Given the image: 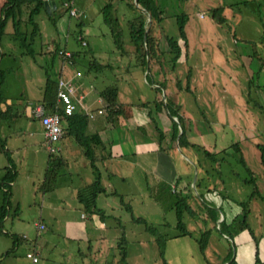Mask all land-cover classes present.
<instances>
[{"label": "rangeland", "instance_id": "1", "mask_svg": "<svg viewBox=\"0 0 264 264\" xmlns=\"http://www.w3.org/2000/svg\"><path fill=\"white\" fill-rule=\"evenodd\" d=\"M110 1L116 7L113 14L119 18L117 26L123 30L126 53L116 45L113 29L104 21L102 8ZM10 2L0 0V19L5 16L4 6L7 4L5 10L10 8L0 34L3 54L0 67L9 72L3 85L5 97L21 99L24 105L41 97L46 74L57 79L62 64L63 55L58 50L57 53L49 50V46L55 49L54 44L58 43L65 49L83 52L80 56L84 63L77 61L80 63L78 69L98 87H115L119 102L145 106L143 104L150 101L154 113L156 101H163L160 104L162 118H157L158 123L147 125L150 138L142 142L135 137L125 140V161L121 162L119 172L112 170L121 182L112 180L113 187H106L109 191L116 189L124 193L123 196L102 195L96 201L97 214H100L99 208H105L107 217L102 228L105 234L106 230L110 234L102 243L103 254L110 250V258L116 254L118 259L126 249L128 264H164L156 238L166 240V251L167 243L170 244L168 240L178 235L184 225L196 238H201L204 231L212 230L214 243L221 240L220 247L223 244L230 246L232 257L237 253L241 256L243 244H248L249 250H260L259 256L264 259V189L257 187L251 202L245 199L247 214L236 218L233 211L239 208L241 213L244 211L232 203L231 197L237 198L219 182L218 174L220 169L230 176L232 169L241 178H248L250 168L256 167L254 153H261L260 147L264 146V0H158L163 18L156 22L155 34L160 40V49L166 53L165 62L161 65L153 61L146 67L135 54L128 26V21L139 16L140 10L131 8L127 0H75V6L84 11L81 17L80 12L79 16H71L61 2L54 14L43 8L37 11V0L16 5ZM216 8L223 9L224 23L214 20ZM144 13L147 21H151L150 13ZM183 16L186 18L188 50L179 33L178 17ZM80 33L87 45L79 39ZM166 36L178 41L182 48V55L174 66ZM95 60L104 67L89 68ZM180 88L186 90L182 104L187 114L192 111L196 116L190 119L180 110L179 134L184 127L187 140L196 147L184 143L181 147L179 135L173 140L176 131L173 119L178 121V118L169 115L166 101L178 104ZM19 116L15 122L0 119V135L6 136L9 142L17 139L20 143L30 142L26 133L38 126L39 120ZM154 149L173 157L176 163H182L181 169L188 173L178 175L172 183H162L154 179L155 174L148 172L147 176L146 171L134 167L138 166V156L151 154ZM205 149L213 156L207 157ZM22 150L26 152L27 147L23 146ZM133 151L138 156L134 157ZM196 157L209 167V182L205 177L206 170H199ZM38 160L36 164L22 160V167L18 165V191L12 187L15 195L21 198L20 218H16L18 225H32L38 217L39 197L49 186L45 184L42 188V157ZM7 163L6 153L0 149V181ZM5 198L0 189V205L4 204ZM180 199H185L187 204L181 207L183 225L178 227ZM13 203L15 206L14 198ZM215 216L221 219L217 220ZM225 217L226 225L223 224ZM136 218L146 219L153 230L146 229L147 225ZM6 240H10L9 235L0 231V250ZM18 257L22 258L23 264H31L22 250L0 264H14ZM249 258H245L246 261ZM101 259L105 261L106 255Z\"/></svg>", "mask_w": 264, "mask_h": 264}, {"label": "crops", "instance_id": "2", "mask_svg": "<svg viewBox=\"0 0 264 264\" xmlns=\"http://www.w3.org/2000/svg\"><path fill=\"white\" fill-rule=\"evenodd\" d=\"M64 1L65 0L60 1L63 6ZM69 1H72L75 6V0ZM59 6L60 4L51 5L50 10L46 7L45 10L50 14H54ZM75 7L77 8L78 13L80 12V16L79 14L78 16L81 17L82 12L84 13V11H82L81 7ZM54 47L55 49L53 46H49V50H54V53H56V50H58V52L61 50L73 52V50L65 49L58 43L57 45L54 44ZM77 60L80 63L84 61L82 58ZM78 64L74 65L73 63L70 65L63 57L61 67L57 75V81H59L61 77H73L75 70H79ZM75 80L80 81V78L77 79L75 77L74 81ZM81 80L84 83L86 98L84 107L78 106V110L76 111H82L84 113L86 110L85 108L91 111H96L98 108L104 107L105 105L100 100V97L101 91L106 87H98L93 80L91 78H87V75L85 76L84 73ZM45 81L46 77L45 80L42 81L41 97L38 100H31L24 105L21 99L15 100L13 98L6 97V103L13 105V111L16 112L17 117L11 119H1V121L7 120L15 122L21 113L22 115L19 116L20 118L27 120L38 119L39 125L36 127L31 126L32 129L27 131V139L31 140L30 142L25 141L24 143H20V140L18 139L16 141L9 142V139L6 136L3 137L0 135V137L4 140V152L6 153L7 151L11 157V160L9 161L7 156L8 163L3 167L4 174L0 181V189H3L5 194L8 193V199L10 200L8 207L9 212L4 218L2 226V233L4 231V234L9 235L10 240H6L7 242L4 243L3 248L0 250V263L7 261V259H9L7 257H11V255L16 254L17 251L22 250L25 252L26 256L28 253L32 252L39 257V260L34 262L27 256V258L30 259L31 264H125V262H122L121 260V253L119 254L118 259L116 254H114L113 259L110 258V250L108 254H103L105 250L102 249V243L109 237L108 235H110L108 233L109 230H106L107 233L105 234L104 229L102 228L105 227L107 217L105 208H99L100 214H97V210L93 208L87 209L84 206L81 196L89 193V186L95 181V167L98 168V172L100 173L102 179V185L105 188V192L103 191L97 196V201L102 195H105L106 197H108V195H113L116 198H121L123 196L124 193L122 194L116 189L109 191L106 185L113 187V181H116V183L121 182V179L117 174L113 175L112 170L119 172L121 162L125 161L127 150H125L126 143L124 142L129 138L131 139V137L137 138L139 142L148 140L150 135L146 130L147 125L153 124L162 118L161 116H163V113H161L160 110L162 107L160 106L159 101H156V112L153 113V110L149 105L150 101H147L146 105L143 104L145 106L135 103H126L131 104L132 107L130 105L127 106L123 114L120 116L109 115L107 113L108 111H106L103 115H97L95 118H89L84 113L88 120L86 134L88 136H95V138L92 139L94 149V166L92 165L91 158L86 155L84 148L75 140L74 137L67 135L65 133L66 131H64L63 137L58 142L60 151L57 154H51L46 149L44 127L41 123L40 115L36 113V108L43 107L41 99L43 97ZM91 85L94 86L93 89L91 88ZM184 92H186V90L182 89L179 93L178 105H180L182 113L192 119L196 115L192 111L187 114V111L182 104ZM0 109L4 111L6 109V104H0ZM64 127L65 122L63 120V128ZM157 127L158 130H160V126L157 125ZM23 146L27 147L26 152L22 150ZM30 154H32V156H29ZM133 154L134 157L138 156L135 151H133ZM50 155H52V158L59 157L60 159L55 160L53 163L52 159H50ZM40 156L42 157V188L50 166L52 167V165H54L55 173L52 176L49 174L51 177L48 183L49 186L45 188V191H43L39 197L40 205L38 208V217L34 218L32 225L31 223L18 225L17 221L19 220H16V218L19 217L21 213V198L16 196L13 190L15 187L17 189L19 184L20 176L18 165L21 164L22 167V160L36 164V162L39 161L38 158ZM254 157L256 167L254 170L250 168L249 177L246 179L241 178L236 170L231 169L232 173L230 176H226L227 174L224 173L223 170L221 172L220 169H218V174L220 176L219 182L226 187L231 196L237 198L233 199L231 197L233 204L236 203V205H238V203L246 202L247 200L245 199L247 198L248 201L250 200L251 202L255 187H262L261 189H264V165L261 160V153L255 152ZM196 159L198 158L196 157ZM138 160V166L135 165V168L144 170V172L146 171L147 176L148 172L155 174L156 178L154 179L162 181V183H172L175 179H177L178 175L188 173V171L186 172L181 169L180 164L182 165V163H176V159L164 154L161 150L154 149L151 151V154H146L145 156L140 155L138 156ZM10 163L13 165V168L17 170L16 178L14 181H10L9 184H4L3 180L7 172L6 167L10 166ZM198 163L200 164L198 166L200 171H203L204 169L206 170L204 173L205 177L207 176V181L209 182V174H211L209 167L206 166V163L203 165L199 159ZM184 165L185 163L183 162V166ZM62 177H65V180H62ZM105 178L109 180L108 183H106L108 180L106 179L105 181ZM248 186H250V189L247 188ZM127 193L128 192H125V194ZM151 194L153 195V192ZM3 203H5V201ZM2 205L3 204L0 206ZM94 215H98L99 218H95ZM242 215L243 212L241 213L240 208L239 210L237 209L233 211V216L236 218H239ZM220 219L221 217H219L218 220ZM10 222L11 224H9ZM211 222H214L213 219ZM38 223L44 224V228H40ZM6 225H8L10 229H8ZM115 230H118L117 226H115ZM210 233L211 234L204 252H202L201 246L198 242L200 238H196L192 235L179 234L171 236V240H168L170 244L168 245L167 243L165 251L166 263L229 264L230 261H232L229 260L231 256V247H227V245L224 244L220 247L221 240L214 243L213 239L215 236H213L212 230H210ZM13 235L16 237H13ZM122 235L124 236V233ZM119 236L118 238L120 239ZM226 239L229 241L228 238ZM238 245L239 244L237 243L236 247ZM247 245L248 244H243L244 247L242 249L243 253L241 256L237 253L236 257H232L237 260V264H264V259H261L259 256L260 250H249V248L246 247ZM105 255L107 259L104 261L101 258ZM18 258L19 260L15 258L13 263L23 264L22 258ZM245 258H249V260L246 261Z\"/></svg>", "mask_w": 264, "mask_h": 264}, {"label": "trees", "instance_id": "3", "mask_svg": "<svg viewBox=\"0 0 264 264\" xmlns=\"http://www.w3.org/2000/svg\"><path fill=\"white\" fill-rule=\"evenodd\" d=\"M25 1H29V0H11L10 3L16 5L17 3L25 2ZM37 1H38L37 11H39L42 8L45 9V5H44L45 0H37ZM127 3L129 4L131 8L138 9V7L135 4V0H127ZM139 3L141 7L145 8L150 13L152 20L148 22L145 13L140 11L139 16H137L136 18H132L128 21L130 39H131V42H133L135 46V54L141 60L142 65L145 67L147 63H152L153 61H156L161 65H164L166 53L164 50L160 49L159 47L160 40L155 34V24L156 22L159 23L163 18L162 10L160 8L159 2L158 0H139ZM6 6L7 4L4 6V9H3L5 12L4 19L3 18L0 19V34L2 32L4 23L10 11V8L5 10ZM114 9H116V7L112 1L108 2L102 8V12L104 15V21L112 27L113 34H114V41L116 45L120 49L124 50V52L126 53L125 48H124V41H123V30L119 26H117V24L119 23V18L113 14ZM222 11H223L222 8H216L213 11V18L219 23H224L226 20V18L222 14ZM185 23H186V18L184 16L178 17L179 33L181 37L184 39V45H185L186 50H188V40H187L186 31H185ZM80 35L82 34L80 33ZM166 39L168 41L170 51L172 53L171 60L173 61V66H174L176 65L175 63H177V61L180 59L182 55V48L178 44V41H175V39L169 36L168 37L166 36ZM72 53L74 56V65H76L78 64L77 59L81 58L80 55H84V53L80 51H73ZM2 57H3V54L0 51V59ZM81 63H84V61H82ZM103 67H104V64H102L98 60L91 61V63L89 64V68H93V69L94 68L100 69ZM150 72L151 70L149 71V73ZM8 73L9 72L7 70L2 69L0 67V104L2 103L6 104V109L4 111L0 109V119H11V118L17 117L16 112L13 111V105L6 103L7 100L3 92V85L5 84L7 80ZM180 89L182 90L183 88H180ZM187 90H189L188 86H187ZM57 94H58V81L56 78L52 77V75L47 73L44 90H43V97L41 99V103L43 104V107L46 113H53L57 111V106H58ZM101 95L108 101L109 115L120 116L123 114L126 107L128 105H131V104H126L124 102L118 101L116 88L113 86H107L105 89L101 91ZM166 102H167L166 108L169 111L168 112L169 115L178 118V121L173 119V121L175 122V130H176V131L174 130L175 133L173 136H174V140H176L179 135V127L177 123H180V124L182 123L181 117H180L181 107L180 105L176 103H175L176 105H174V102H170L168 99ZM144 104L146 105L147 103H144ZM160 104L162 105L163 101L160 102ZM61 112L63 114L62 110ZM63 120L65 122V127H64V131H66L65 133L75 138V140L84 148L86 155L91 158L92 165L95 166L93 162L94 149L92 145V139H94L95 136H88L86 134V127L88 124L86 115L82 111H76L72 115L63 114ZM182 128H183V134L178 140V143L180 144V146L182 147L184 143L186 146L196 147L195 146L196 144L191 143L189 140H187L186 131L184 127ZM3 141L4 140L0 137V149L5 151V145ZM260 150H261V160L264 165V146H261ZM204 152H205V155L209 158L210 156H213L211 155V152H209L206 149L204 150ZM6 154L10 161L11 157L7 151H6ZM51 156L52 155H50V159H52L53 163L55 160L60 159L59 157L52 158ZM213 160H214V157H213ZM242 160L244 161V156H242ZM6 169H7V172L4 176L3 183L9 184L10 181H14V179L16 178L17 170L13 168V165L11 163H10V166L6 167ZM95 171H96L95 181L89 186V193L83 194L81 196V200L87 209L93 208L97 210V205H96L97 196L101 192L103 191L105 192V188L102 185V179H101L100 173L98 172V168L95 167ZM54 173H55V167L54 165H52V167L50 166L48 168V175L46 177V180L44 181V185L45 184L48 185L51 179L50 176H52ZM256 188L257 187H255V190ZM255 190L253 192V195L255 193ZM5 195H6L5 203L2 206H0V231L3 230V227H2L3 220L9 212L8 207L10 204V200L8 199V193H6ZM247 203L248 202L238 203V205L244 211L243 217H245V215L247 214ZM178 204L179 205H178L177 217H178L179 222L177 224H178V227H181L183 225V221H182L183 210L181 207L186 206L185 204H187V201L185 199L183 200L180 199L178 201ZM187 207H189V205ZM215 219L218 220L219 217L217 218V216H215ZM136 220L145 223L147 225L146 229L150 231L153 230L154 227L148 225V223L146 222V219L136 218ZM223 224L225 225L227 224V219L224 220ZM221 230H223L222 227H221ZM210 234H211L210 230H206L203 232L202 234L203 236L198 240L201 246L202 252H204L206 249ZM179 235H192V233L187 228H184V225H183L182 231L179 233ZM13 237H16V236L13 235ZM156 241L160 246V256L162 257L164 264H167L165 260V251H164V244L166 243V240H164V238H156ZM121 254H122V259H121L122 262H125V264H128L126 260L127 254H128L127 250L124 249ZM229 260H232L230 261L229 264H237L236 259L235 258L233 259L232 255L230 256Z\"/></svg>", "mask_w": 264, "mask_h": 264}, {"label": "built area", "instance_id": "4", "mask_svg": "<svg viewBox=\"0 0 264 264\" xmlns=\"http://www.w3.org/2000/svg\"><path fill=\"white\" fill-rule=\"evenodd\" d=\"M71 16L78 15L77 8L73 5L72 1L66 0L63 2ZM79 39L82 40V44L86 45L87 42L83 40L82 35H79ZM60 53L64 59L72 65L74 63V56L71 51L61 50ZM83 72L81 70H75L73 77L65 78L61 77L58 81V106L57 111L53 113H46L43 107L36 108V113L41 117V123L44 127L45 132V145L46 149L51 154H57L60 151L58 142L64 134L63 128V114L72 115L78 110V106L84 107L86 98V92L84 91V83L81 78ZM79 79L74 81V78ZM93 89L94 86L91 85ZM100 100L104 103V107L98 108L96 111H91L85 108V114L89 118H95L97 115H103L107 111L108 101L101 95ZM63 111V114L61 112ZM80 110V109H79ZM40 228H44V224L38 223ZM34 262L39 260V257L34 253L30 252L27 254Z\"/></svg>", "mask_w": 264, "mask_h": 264}, {"label": "water", "instance_id": "5", "mask_svg": "<svg viewBox=\"0 0 264 264\" xmlns=\"http://www.w3.org/2000/svg\"><path fill=\"white\" fill-rule=\"evenodd\" d=\"M60 1H61V0H55V1H52V0H45V1H44V4H45V7H46L48 10H50V6H51V5H55V4L59 5V4H60ZM135 4H136V6L138 7V9H139L140 11H142V12H146V11H147L145 8H143V7L140 6L139 0H135ZM149 15H150V14H149ZM150 17H151V15H150ZM150 19H151V18H150ZM147 31H148V30H147ZM147 31H146V33H147ZM175 118H176V117H175ZM176 120H177V119H176ZM182 134H183V130H181V132H180V134H179V138L182 136ZM196 170H197V168H196ZM196 178H197V176H196ZM195 185H196V183L194 182V187H195ZM221 221H223V219H222Z\"/></svg>", "mask_w": 264, "mask_h": 264}]
</instances>
